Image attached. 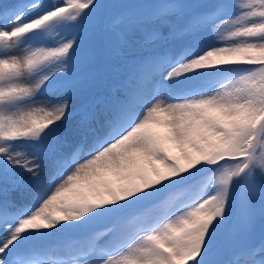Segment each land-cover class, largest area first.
<instances>
[{
  "label": "snow or ice",
  "instance_id": "1",
  "mask_svg": "<svg viewBox=\"0 0 264 264\" xmlns=\"http://www.w3.org/2000/svg\"><path fill=\"white\" fill-rule=\"evenodd\" d=\"M0 264H264V0H0Z\"/></svg>",
  "mask_w": 264,
  "mask_h": 264
}]
</instances>
